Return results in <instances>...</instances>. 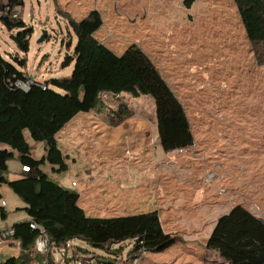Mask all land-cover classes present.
<instances>
[{
  "label": "rangeland",
  "instance_id": "rangeland-1",
  "mask_svg": "<svg viewBox=\"0 0 264 264\" xmlns=\"http://www.w3.org/2000/svg\"><path fill=\"white\" fill-rule=\"evenodd\" d=\"M94 7L101 9L103 18L94 37L117 55L135 44L154 62L183 104L193 143L162 148L151 96L103 92L97 106L77 113L55 135L66 169L55 170L44 160L40 170L59 185L68 178L70 191H75L70 181L80 185L89 172L130 171L138 182L142 175L136 171L151 170L161 184H155V192L160 185L159 196L154 193L149 208L135 198L80 207L87 216L99 218L155 211L163 229L183 239L162 251L146 250L138 264H228L217 253L205 251L216 217L241 205L264 219V64L253 55L234 1L23 0L15 13L33 28L28 50H20L11 38L18 29L8 30L0 21V52L29 82L45 84L68 76L73 64L63 67L62 62L73 55L76 37L61 10L80 20ZM43 30L45 38L38 41ZM23 135L28 156L41 160L45 142L35 141L27 128ZM19 156L14 152L7 162L9 181L35 174L34 168L21 170ZM7 201L11 214L22 212L14 200ZM132 244L126 239L96 248L72 239L64 255L53 247L50 257L54 264H122L138 253L129 254ZM19 249H0V261Z\"/></svg>",
  "mask_w": 264,
  "mask_h": 264
},
{
  "label": "trees",
  "instance_id": "trees-1",
  "mask_svg": "<svg viewBox=\"0 0 264 264\" xmlns=\"http://www.w3.org/2000/svg\"><path fill=\"white\" fill-rule=\"evenodd\" d=\"M0 21L8 29L17 28L11 38L22 51L28 50L33 33L21 17H13L23 0H1ZM247 33L253 55L264 64V0H233ZM67 26L76 37L73 55L65 56L62 66L73 64L68 76L49 79L45 84L28 81V77L6 60L0 52V186L6 184L25 203L27 218L12 224L14 239L20 249L0 264H54L50 256L37 253V231L29 220L40 224L56 245L79 239L96 248L108 243L132 239L129 254L141 248L162 251L176 241L166 233L157 212L128 216L89 217L78 205V194L48 179L39 164L46 160L55 170H65L64 155L55 135L77 113L100 103L103 92L133 96L149 95L154 101L159 142L171 150L192 145V134L182 102L164 80L154 62L135 44L117 55L94 37L102 25L98 10L82 19H73L61 10ZM29 84L27 90L16 82ZM55 89H51L49 86ZM27 128L35 141H44V156L33 160L23 130ZM7 145L10 149L4 147ZM17 152L22 165L35 174L9 181L7 162ZM0 204V218H5ZM206 246L219 252L228 264H264V219L241 205L219 216Z\"/></svg>",
  "mask_w": 264,
  "mask_h": 264
},
{
  "label": "crops",
  "instance_id": "crops-1",
  "mask_svg": "<svg viewBox=\"0 0 264 264\" xmlns=\"http://www.w3.org/2000/svg\"><path fill=\"white\" fill-rule=\"evenodd\" d=\"M94 9H95V7H94ZM91 10H93V8H90L87 11H85L82 16L84 17ZM96 10L99 11L101 19L103 21L102 11H100L101 9L97 8ZM68 13L71 15V17L73 19L74 18L77 19L76 16H74L71 12H68ZM95 33H94V35H95ZM7 168H8V164H7ZM30 171H31V169H30ZM140 171L141 170L136 171L139 175H142V178H139L138 182H136L135 178L132 177V172H130V171L125 172V174L123 175V173H121V172L119 174L118 172L115 173V172H110V171L104 170V171H99V172L97 171L96 173L89 172L88 173V180L82 181V183H80V185L75 183V181H73V180L70 181V183L74 182V185H72V184L71 185L74 187L75 192L78 194L77 203L79 204L80 202H82L81 205L79 204V206H82V204H87L89 206H92L95 203H97L98 201H102V200H116V199L119 200L121 198H125V199L135 198L138 202H140V204L142 206L145 205L144 202H146V204L149 208V204L152 203L154 193L157 197L159 196L160 185L155 192V184L158 182L161 184V180H160V176L159 175L156 176L155 173L154 174L151 173V170H148V171L145 170L144 173H141ZM67 180H68V178L66 180L62 179L60 185L66 186V188H68ZM174 181H176V179H174ZM7 198H11L12 200H14L16 202L15 208H20L22 210V212H15V213L11 214V211L13 209L7 207V204H8ZM17 201L19 202L17 196L6 184L0 186V204H1V202H4L3 206H4V209L6 212V217L10 216V215L20 214L19 216L16 217V219H12L9 222L1 221L0 226L12 225L13 223H15L17 221H21V220H24L27 218V215L23 209L25 207V203L19 202L20 204H18ZM228 211L221 213L219 216L227 213ZM146 212H151V211L144 209V210H142L141 213H146ZM218 217H216L215 222H216ZM159 219L161 222V216H159ZM170 220H171V217H170ZM164 231L166 232V230H164ZM168 234H171V235L175 234L177 236V232H168ZM193 238H191L190 240L194 241L196 236ZM177 239H181V238L176 237V240ZM181 240H183V239H181ZM191 244H195V242H193ZM9 248H11V247H9ZM210 250L217 253L219 256H221L218 251L213 250V249H209L205 246V251L209 252ZM117 256H118V253H117ZM51 260H52V257H51Z\"/></svg>",
  "mask_w": 264,
  "mask_h": 264
},
{
  "label": "built area",
  "instance_id": "built-area-1",
  "mask_svg": "<svg viewBox=\"0 0 264 264\" xmlns=\"http://www.w3.org/2000/svg\"><path fill=\"white\" fill-rule=\"evenodd\" d=\"M13 17H18V14L13 13ZM16 84L23 90H27L29 88L28 83L17 81ZM21 170L23 172H29L30 168L27 165H22ZM71 184L74 185V182H72ZM1 204L3 205L4 202H1ZM29 227L37 231V236L34 241V250L37 253L45 255L47 257L51 255V250L53 247H59L61 249V254L64 255V252H66L65 249L69 248L71 240L66 241L64 245L54 244L50 241L44 228L37 222L29 220ZM14 234L15 230L12 225L0 226V249L5 247L19 248L17 240L14 239ZM145 254L146 250L144 248H141L133 258H131L130 260H126V262L122 264H138L139 260L142 259ZM45 264H47V260L45 261Z\"/></svg>",
  "mask_w": 264,
  "mask_h": 264
},
{
  "label": "water",
  "instance_id": "water-1",
  "mask_svg": "<svg viewBox=\"0 0 264 264\" xmlns=\"http://www.w3.org/2000/svg\"><path fill=\"white\" fill-rule=\"evenodd\" d=\"M45 35H46V31L43 30L40 37L38 38V41H42L45 38Z\"/></svg>",
  "mask_w": 264,
  "mask_h": 264
}]
</instances>
